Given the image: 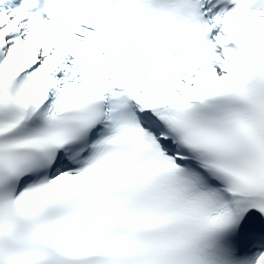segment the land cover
Listing matches in <instances>:
<instances>
[{"label": "snow or ice", "instance_id": "snow-or-ice-1", "mask_svg": "<svg viewBox=\"0 0 264 264\" xmlns=\"http://www.w3.org/2000/svg\"><path fill=\"white\" fill-rule=\"evenodd\" d=\"M0 264H264V0H0Z\"/></svg>", "mask_w": 264, "mask_h": 264}]
</instances>
